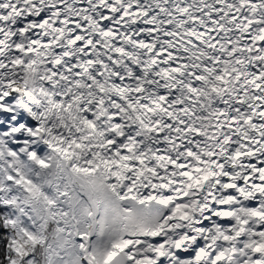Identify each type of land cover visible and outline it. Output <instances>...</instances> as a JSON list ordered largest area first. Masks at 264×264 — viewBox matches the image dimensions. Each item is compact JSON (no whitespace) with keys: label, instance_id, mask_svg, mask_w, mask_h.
<instances>
[{"label":"snow or ice","instance_id":"obj_1","mask_svg":"<svg viewBox=\"0 0 264 264\" xmlns=\"http://www.w3.org/2000/svg\"><path fill=\"white\" fill-rule=\"evenodd\" d=\"M0 264H264V0H0Z\"/></svg>","mask_w":264,"mask_h":264}]
</instances>
